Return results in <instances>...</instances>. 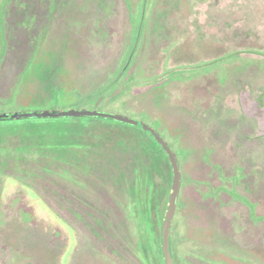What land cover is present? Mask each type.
<instances>
[{"label":"rangeland","instance_id":"374dc122","mask_svg":"<svg viewBox=\"0 0 264 264\" xmlns=\"http://www.w3.org/2000/svg\"><path fill=\"white\" fill-rule=\"evenodd\" d=\"M101 89L117 102L100 110L177 154L176 263L264 264V0H0V113ZM55 92L62 107L33 100ZM63 118L0 120V264H150L130 202L138 178L156 187L158 239L165 152L114 119Z\"/></svg>","mask_w":264,"mask_h":264},{"label":"trees","instance_id":"16d2710c","mask_svg":"<svg viewBox=\"0 0 264 264\" xmlns=\"http://www.w3.org/2000/svg\"><path fill=\"white\" fill-rule=\"evenodd\" d=\"M218 60H220V59H215V60H213V62H216ZM144 84H146V83H144ZM103 90H106V89H101L99 91H94V92H92L90 94H87L85 96L84 95L80 96L79 97V102H80L79 105L80 106L71 105L69 107H78V108L81 107V108L99 109V110L102 107H115L114 105L117 102L116 99L113 98L112 96L108 97V95H106L104 92H102ZM42 99H44V101H45V99H48V101L49 100H54L57 103L60 102V106L61 107L63 106V103L61 102L62 101L61 96L58 95L56 92L54 94H52L49 98H47V97H38V98L33 99V100L35 101V100H42ZM33 100H31V101H33ZM113 103H115V104H113ZM64 118L66 120H68V121L69 120L70 121H76V120L80 119V117H64ZM28 119H32V118H28ZM88 119H91V118H88ZM108 119H110V118H108ZM115 124L125 125V126H127L129 128H132V129H134L136 131H139L141 133V135H143L145 137H148V138L150 137L145 131H143L142 129H140L137 126H134V125L132 126V125H129V124L124 123V122H116ZM116 134H118V133H116ZM119 134L122 137H128V139H130V140L136 139V142H134V143H137L139 145V141H138V139L135 136L128 135V134L122 133V132L119 133ZM150 139L152 141H155L151 137H150ZM154 143H156L157 146H159L156 141ZM160 149H162V148L160 147ZM155 193H156V187L152 183L150 184L149 181H145L142 178H138L137 201H133V202L131 201L130 202V209H131V211L134 212L133 213V215L135 217L134 220L136 221L137 233H138L139 238H140L139 241H138L139 248L142 249L141 246L145 242L146 245H144V247L148 251L150 249V252L152 253V256H151V259L149 260V263L150 264H165L164 260H163V253H162L161 235H159V238L156 239L155 235H154L155 232H154V230H152V226L149 223V221H150L149 217L151 215L150 214L151 213V208L153 207V204H154V195H155ZM240 200H244V199H240ZM246 204L248 206L249 212L253 213L252 204L249 203V202H246ZM154 210H156L155 207L153 209V212H154ZM162 222H163V220L160 221V225H162ZM149 234L154 235V238L156 239V240L154 239V243L152 242L153 237L151 238V236ZM170 250H171L172 258L174 260V264H177L176 261H175L173 252H172V237H171V234H170ZM182 264H188V262L182 261Z\"/></svg>","mask_w":264,"mask_h":264},{"label":"water","instance_id":"95a60500","mask_svg":"<svg viewBox=\"0 0 264 264\" xmlns=\"http://www.w3.org/2000/svg\"><path fill=\"white\" fill-rule=\"evenodd\" d=\"M63 117H103L114 119L119 122H124L134 125L145 131L165 152L171 167L172 185L171 192L168 197V204L166 207L164 219L161 226V245L163 260L165 264H174V260L170 250V233L171 224L174 218L177 200L181 186V174L178 159L173 148L167 140L155 129L147 123L130 116L109 111H102L99 109L86 108H67L61 110H30V111H14L0 113V120L6 119H21V118H63Z\"/></svg>","mask_w":264,"mask_h":264}]
</instances>
